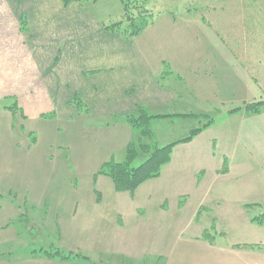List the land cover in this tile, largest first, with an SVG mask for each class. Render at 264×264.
Wrapping results in <instances>:
<instances>
[{
    "label": "crops",
    "instance_id": "obj_1",
    "mask_svg": "<svg viewBox=\"0 0 264 264\" xmlns=\"http://www.w3.org/2000/svg\"><path fill=\"white\" fill-rule=\"evenodd\" d=\"M83 10L82 5L65 6L61 0L0 2V100L16 99L19 108L0 109V121L8 130L4 132H17L16 141L10 140L0 149V159L4 161L1 167L15 164L24 175L23 184L9 182L7 192L0 195L31 203L35 211L47 203L43 217L50 218L48 209L50 212L54 208L50 204L73 198L78 190L75 169L81 175L87 171L89 154L82 149L87 146L75 148L73 137H82L85 143L91 134L93 140L105 144L95 147L92 159L99 164L89 184L92 204L103 211L94 215L99 219L98 228L87 240L98 249H116L130 260L147 255L164 259L160 250L164 239L155 242L151 237L154 228L144 225V219L149 217L146 209L153 210L154 202L161 208L170 198L180 196L194 194L201 201L212 196L214 187L203 186H208L206 178H225L224 185L230 188L227 192L245 196L246 201L264 203V104L258 111L245 108L264 103V0L185 4L157 13L152 33L134 40L169 43L166 55L162 54L164 48L154 49L148 43L142 45L143 49H128V42L104 27L94 31V35L104 36L101 45L99 41L94 43L92 32L87 45L82 40L78 42L77 33L100 25ZM25 23L27 28L23 29ZM139 109L153 117L155 138L158 127L153 123L160 120L194 118L199 122L197 115L210 114L213 123L191 141L175 145L159 177L147 180L134 192H120L112 179L99 170L106 162L125 160L128 143L138 135L124 117L138 115ZM15 118L18 125L14 124ZM63 124L72 138L66 147L51 140L62 134ZM193 127L196 124L182 126L176 133L178 138L186 137ZM169 130L167 126L162 131L163 144L157 140V146L175 140L169 142L174 135L166 133ZM44 140L47 148L40 146ZM74 149L78 156L82 150L86 153L76 158V165L70 162ZM56 159L60 165L51 175L49 167ZM43 164L48 165L45 173L39 170ZM176 171L179 178L170 180ZM66 186L71 187L68 194ZM144 186L148 191L138 202L137 194ZM107 194L111 195L110 204L105 207ZM261 208L264 206L258 209ZM88 210L77 204L71 216L87 217ZM247 217V224L254 226L256 223ZM50 223V228L56 223L53 231L63 236V224L53 220ZM263 226L260 224L258 231H239L235 235L237 242H228L227 246H219L216 240L209 244L201 241L199 255L204 256L205 263L218 264L217 255L208 251L220 248L227 256L226 264H264L255 253L264 251ZM85 236L80 240L84 241ZM235 252L243 261L235 263ZM18 257L16 264H43ZM45 262L58 264L47 258Z\"/></svg>",
    "mask_w": 264,
    "mask_h": 264
},
{
    "label": "rangeland",
    "instance_id": "obj_2",
    "mask_svg": "<svg viewBox=\"0 0 264 264\" xmlns=\"http://www.w3.org/2000/svg\"><path fill=\"white\" fill-rule=\"evenodd\" d=\"M1 1L2 0H0V2ZM127 1L131 4L127 5L128 10H131V6L133 5L132 7L134 10L141 11L147 4L150 12L155 15V18L157 17V13H164L167 10H176L178 8H181V6L185 4L194 6L205 3L220 2V0H135V4H133L132 0H97L72 2L69 5H82L84 9L83 11L90 15V17H94L96 20V24H100L98 26L92 25L93 27H91L92 30L90 31H85L84 33H82V31L80 33H77V35H75V38L77 37L76 39L78 40V42H81L82 40L84 45H87L88 40H91L94 37V43L98 44L97 41H99V45H101V38L103 42L104 36H101V33L94 35V31L98 30L100 27H104V30L120 36L125 40V42H128V49H143L142 45L148 43V45H153L154 49L163 50L164 48L165 50L162 51V54L166 55V48H169V43L165 42L162 44L160 42L156 43V46L155 42L151 43L150 41H144L145 38L143 39V41H140L141 43L138 41L135 42V37L149 32L152 33V27L151 24H148L146 26H141L144 25L141 24L140 26L143 29L141 28L140 31H136L138 27L135 26L134 23L133 25H131V14L130 16L125 15L127 14L125 8V3ZM143 1H145V3H143ZM146 1L149 2L146 3ZM221 1L224 2V0ZM150 12H146V15H150ZM74 14L77 15V12H74ZM134 16H136V14H134ZM155 18H152L150 20V17L148 16V22L153 21L154 23L155 20H158ZM117 24H119V27L116 26ZM26 28L27 27L25 23L23 24V29ZM118 28H123L125 31L123 30L122 32ZM91 32L93 34V37L91 35ZM57 33L60 32L57 31ZM70 39L72 40L73 37ZM195 46H197V44ZM5 106L14 107L13 109L19 110L16 105V99L8 98L0 100V109ZM127 116H129V114H127L125 117ZM197 118L199 119V122L195 121L194 118L187 121L174 120L172 122V120H160L157 123L155 122L153 123L154 127H158L156 131L157 139L155 137H153L152 139L144 138V141L152 146H154V143L158 144V142H156L157 140L160 144H163L160 134L162 133V131H166L167 126L170 130L166 133H170V135L174 134L173 137L169 139L170 142L174 139H181L178 138L179 135L176 133L184 125L186 126L196 124V127H193L190 131H188V133L186 134V136H188L194 129H199L202 127H205V129H207L213 123V116L210 114L197 115ZM18 121L19 120L15 118L14 124L18 125ZM28 126L30 127V125ZM4 131H8L5 128V122L3 124L0 121V149H3V147L6 146V144H8L10 140L16 141L17 139V132L14 131L13 134H10L9 132ZM68 139L71 142L72 138L67 133L65 124H63L62 134H60L58 138H51L52 141L57 142L59 145L64 147H66ZM73 140L75 148H77V146L81 148L82 144L87 146L82 148L87 152V154H89V160H87L86 162L87 171L85 172V174L81 175V171H78L77 168L75 169L79 182L74 181V184L75 186L78 185V190L75 191L73 198L69 197V199L58 200L55 203H51L50 207L52 208L54 206V208L50 210V212L48 209V215L50 218L43 217L45 213H47V203H44L42 204V206L37 207L35 211V209L33 210V207L30 206L31 203H23L19 200L13 201L8 196L0 195V264H3L4 261L6 264L8 260H11L10 264H16V262L18 261L15 260V258H17L18 255L20 256V258L23 257L21 259L31 258L34 259V261L36 260L35 262L48 264L45 262V259L47 258L45 255L57 252H62L65 255L70 253L69 255H72L70 256V259L68 261L61 260L60 258L47 259L51 261H57L58 264H210L205 263V258H203L204 256L199 255V244L202 243L201 241H206L209 244L216 240V243L219 246H227L228 242H237L235 235L240 233L239 231L247 232L252 228L259 227L260 225L258 222H256L254 226L248 225L247 216L249 215L250 222L252 221L253 217L259 216L261 213H263L264 208H258L264 206V203L257 201H246L245 196H239L232 192H227V190H230V188L224 185L225 178H220L218 181H210V178H206L208 186H205V183H203V186L206 188L211 184L214 187V194L212 196L208 195L205 197L206 194H204L202 198L205 197V199L202 201L199 200V198L194 194L190 197L180 196L170 198L166 205L162 206L161 208L158 203L154 202L155 208L153 210L146 209V211H148L149 213V217L144 219V225L148 224L149 227L154 228L153 236L151 237L155 238V242L158 238L164 239V248L161 247L160 249L163 250L161 251V253L164 252V259H161L158 256L153 258V256L147 255V257L143 259L138 256L135 259L130 260L122 256V254H120V252L116 249H98V247L92 246L90 242H87V240L90 239L91 236L93 237V235L96 234V232L93 231H96V229L98 228L99 219L94 217V215H100L103 211L96 209L92 204L90 200V195L92 194V192L90 190L91 186H89V184L95 176V171L98 168L99 164L94 159H92V155H95L93 154V152L97 145L105 147V144L100 140H93L91 134L90 136H86L85 143L82 137L78 138L76 135L73 137ZM21 145H23V143H21ZM40 146L43 148H47L48 146L46 140L41 141ZM83 150L81 151V153L83 156H85L86 153ZM53 152L54 155L57 154L55 150H53ZM82 155L79 154L78 156L77 149H74V154L71 157L72 161L70 162L76 165V158L79 157L81 159ZM141 156L143 158L145 157L143 156V154ZM140 160L142 159L140 158ZM0 162L1 167L2 162L4 161L0 159ZM138 162L139 161L136 159L134 164H138ZM59 165L60 164L57 159L54 161V164H50L49 168L51 170V175L57 172L56 167H59ZM46 168H48V165L43 164L42 168H40L39 170L45 173L47 170ZM18 169L19 168H16L15 164L6 167L5 169L4 165L3 167H1L0 194H5V192H7L6 188L8 187L7 185L9 182H13L15 185L23 184L24 175L20 173ZM177 178H179L178 171H176L174 175L172 174L169 177L170 180ZM171 185L174 184H172L171 182ZM64 189L67 194L71 192L70 186H66ZM145 191H148L147 186H144L141 189L140 193L137 194L139 199L138 202L144 200V196L146 195ZM110 196V194H107L108 199L106 201L108 202L104 203L105 207H108L110 204ZM237 198H240V200ZM83 199L87 200L82 201ZM34 204H36L37 206L39 203ZM77 204L79 208H81L82 206L84 207V209H89L86 215L87 217L79 215L71 216L73 207ZM52 220L54 222L57 221L60 226H62L63 224L64 231L62 234L64 237L59 234L58 231H53V229H57L56 223H52V226L50 228V222ZM262 229H264V226ZM256 230L258 231V228ZM83 235H86L84 241L80 240ZM131 235L133 234L131 233ZM141 235L142 238H145V233H142ZM244 235L249 236V233ZM66 238H68V241L66 240ZM139 239L141 240V238ZM141 242L145 245L147 244V246L149 245V242ZM204 249L206 248L202 249V254L204 253ZM32 250H34L35 252L33 253ZM146 251L148 252V250ZM208 252L213 256L215 254L217 255L218 264H226L224 263V260H226L227 256L224 255L220 248L219 250L212 249ZM154 253H156L155 250ZM255 253H258L259 259L264 263V251H256ZM33 254L36 255V258L33 257ZM84 254L90 258L89 261L86 260V258H83ZM40 257L43 260L40 259ZM234 258L235 263L238 261H243V259L240 257L239 252H235Z\"/></svg>",
    "mask_w": 264,
    "mask_h": 264
},
{
    "label": "trees",
    "instance_id": "obj_3",
    "mask_svg": "<svg viewBox=\"0 0 264 264\" xmlns=\"http://www.w3.org/2000/svg\"><path fill=\"white\" fill-rule=\"evenodd\" d=\"M82 1H97V0H62L65 6H68L72 2H82ZM136 1L132 0L133 4H135ZM147 2L149 1H146V3ZM143 3H145V1H143ZM128 4L130 3L127 1L125 3L127 14L125 15L130 16L131 14L130 16L132 21L131 25H133L134 23L135 26L138 27L136 31H140L142 28L141 26H146L148 24L153 23V21L148 22V16L150 17L151 20L152 18H155V15H153L150 12V9L149 7H147V4L143 7L144 9H142L141 11L134 10L132 7L133 5L131 6V10H128V6H127ZM146 12H150L149 13L150 15H146L147 14ZM134 14H136V16H134ZM116 26L119 27V24H117ZM118 29L121 30L122 32L124 30L123 28L122 29L118 28ZM263 104H264L263 102L250 104L247 105L246 109L248 111H258ZM10 108L13 109L14 107H10ZM151 118L153 117L147 114V112L144 111L143 109L140 110L138 115L133 114L125 117V121L128 124H130L132 128L135 129L138 137L137 139L131 140L128 143L125 152V160L123 162L109 161L106 162L99 170L100 174L106 175L112 179L115 185V189L117 191L134 192L141 184H143L147 180L159 177L161 173V168L165 164L169 163V161L171 160V155L174 146L182 142L191 141L196 135H198L200 132H202L205 129V127L194 129L188 136L170 142L169 144L162 147L157 146L155 143L154 146H152L144 141V138H148V139L153 138L152 136L153 132L150 126ZM142 154L143 156H145L144 158L141 156ZM140 158L142 160H140ZM136 159L139 161L138 164H134ZM252 221L264 225V212L261 213L259 216L253 217ZM32 252L34 253L35 251L32 250ZM69 254L70 253L65 255L62 252H57L45 256L47 258H60L61 260L68 261L70 259V256L72 255ZM83 258L84 259L86 258V260L88 261L90 260V258L85 254L83 255Z\"/></svg>",
    "mask_w": 264,
    "mask_h": 264
}]
</instances>
